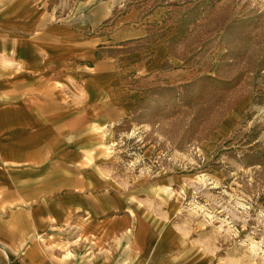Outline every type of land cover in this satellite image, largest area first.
Instances as JSON below:
<instances>
[{
  "label": "crops",
  "instance_id": "obj_1",
  "mask_svg": "<svg viewBox=\"0 0 264 264\" xmlns=\"http://www.w3.org/2000/svg\"><path fill=\"white\" fill-rule=\"evenodd\" d=\"M132 6L95 10L100 25L0 0V264H237L181 215L185 175L121 173L105 150L186 80Z\"/></svg>",
  "mask_w": 264,
  "mask_h": 264
},
{
  "label": "rangeland",
  "instance_id": "obj_2",
  "mask_svg": "<svg viewBox=\"0 0 264 264\" xmlns=\"http://www.w3.org/2000/svg\"><path fill=\"white\" fill-rule=\"evenodd\" d=\"M42 1L100 25L96 11L133 5L169 37L186 80L157 88L105 150L121 173L185 175L176 206L219 261L264 264V0Z\"/></svg>",
  "mask_w": 264,
  "mask_h": 264
},
{
  "label": "bare ground",
  "instance_id": "obj_3",
  "mask_svg": "<svg viewBox=\"0 0 264 264\" xmlns=\"http://www.w3.org/2000/svg\"><path fill=\"white\" fill-rule=\"evenodd\" d=\"M258 251V250H257Z\"/></svg>",
  "mask_w": 264,
  "mask_h": 264
}]
</instances>
